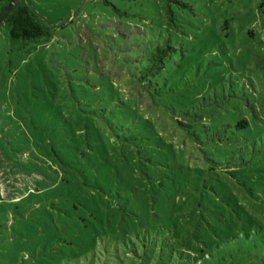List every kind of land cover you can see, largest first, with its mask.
Masks as SVG:
<instances>
[{"label":"rangeland","instance_id":"1","mask_svg":"<svg viewBox=\"0 0 264 264\" xmlns=\"http://www.w3.org/2000/svg\"><path fill=\"white\" fill-rule=\"evenodd\" d=\"M19 1L46 35L13 44L0 26V264H264V161L251 154L264 143V0ZM165 39L192 53L169 67L175 94L182 79L239 80L262 120L254 139L197 145L160 107L170 98L137 83L124 50ZM118 102L152 124L151 147L111 128ZM155 230L169 248L150 257L136 233Z\"/></svg>","mask_w":264,"mask_h":264},{"label":"trees","instance_id":"2","mask_svg":"<svg viewBox=\"0 0 264 264\" xmlns=\"http://www.w3.org/2000/svg\"><path fill=\"white\" fill-rule=\"evenodd\" d=\"M185 7L189 8L188 5ZM166 17L170 25H176V22L180 23L179 21H181L171 7L168 8ZM233 20L232 18L227 19L220 26V33L224 37L234 36L231 30ZM2 25L10 28V39L13 44L38 43L46 35L37 16L29 8L23 6L19 0H0V26ZM249 35L253 37V33L250 32ZM218 41L217 37L214 46L222 48ZM179 48L169 39H165L163 42L150 40L145 52L139 51L138 45L133 47L132 51L125 49L124 51L127 52L125 59L136 74L137 83L147 90L152 98L169 97L171 99L166 101L163 99L160 107L169 113L177 127L187 136L193 138L197 145H202L204 142L224 144L228 141L229 134L236 132V140L239 138L254 139L255 132L262 128V120L250 117L248 112L256 110L249 99V93L244 85H240L239 80L225 77L222 72H219L212 82L207 81L199 84L195 80L182 79V83L189 85L187 88L189 92L184 95L175 94L173 89L174 86H178V81H172L173 77H169L171 75L169 67L182 57L184 59L192 58V53L186 55L183 49ZM115 106L117 113L114 119L107 120L111 128L124 132L123 140L127 145H133L135 141L142 140L146 142L145 146L151 147L153 139L159 138L152 124L147 119L138 116L135 106L132 107L123 102L115 103ZM120 137L122 138V136ZM62 146L66 147V145ZM252 147L251 154L263 157L264 161V143L260 146L256 140H253ZM242 151L243 148L237 150V152ZM54 152L59 155L56 150ZM82 153L81 150H74V152L68 153L67 158L75 165H81L83 159L80 155ZM42 155L36 157L45 161L47 158ZM84 156V160H87V156ZM220 160L221 158H219ZM244 164H248L245 158L242 160V165ZM155 231L157 232L148 239L146 236L141 237L139 232L135 231L139 235V242L142 243L144 251L150 250V257L158 254V247L161 243L163 250L169 248L167 233ZM123 233L126 238L130 235V232L126 230ZM135 254L138 256L136 252Z\"/></svg>","mask_w":264,"mask_h":264}]
</instances>
